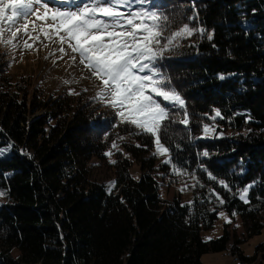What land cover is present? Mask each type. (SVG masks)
<instances>
[{
	"label": "trees",
	"instance_id": "1",
	"mask_svg": "<svg viewBox=\"0 0 264 264\" xmlns=\"http://www.w3.org/2000/svg\"><path fill=\"white\" fill-rule=\"evenodd\" d=\"M156 2L176 18L174 28L196 15L193 23L205 29L197 44L163 61L186 102L191 136L199 137L205 123L245 130L220 140H190L179 124L161 132L173 163L191 171L203 163L227 176L231 191L215 187L225 203L212 206L205 192L191 204L166 200L145 164L138 178L127 166L119 169L107 191L90 178L88 163L102 157V136L116 120L98 112L91 98L30 90L0 65V148L12 145L0 156V191L7 193L0 205V264H40L49 252L52 264H201L203 254L228 248L241 264H264V245L251 256L240 250L264 230V0ZM217 109L223 119L212 122L208 116ZM142 136V145L153 144ZM230 159L243 161L240 171L228 173ZM250 183L246 204L237 192ZM219 209L239 216L243 235L226 223L219 237L203 239Z\"/></svg>",
	"mask_w": 264,
	"mask_h": 264
},
{
	"label": "snow or ice",
	"instance_id": "2",
	"mask_svg": "<svg viewBox=\"0 0 264 264\" xmlns=\"http://www.w3.org/2000/svg\"><path fill=\"white\" fill-rule=\"evenodd\" d=\"M195 19L193 15L189 23L174 28L176 18L163 11L156 0H0V45L13 50L31 49L42 35L60 45L61 58L70 51V59L75 63L78 56L79 64L90 73L89 79L98 82L92 99L114 111L113 127L127 126L135 130L134 135L150 136L154 155L166 157L163 163L171 166L173 175L194 179L192 187L203 188L205 185L195 172L173 163L171 150L161 139V132H167L170 124L181 125L190 140L208 138L215 132L205 123L202 137L191 136L186 102L163 71V61L175 54L183 41L204 34L205 29L190 26ZM212 38L207 36L208 40ZM219 79L225 77L221 75ZM69 94L79 95L72 90ZM218 117L223 119L217 109L211 120ZM175 147L181 150L179 144ZM11 148V144L0 148V156ZM112 148L119 151L115 141ZM199 155L208 157L209 153L203 151ZM198 167L209 181L231 191L229 184L218 179L203 163ZM253 187L250 183L238 190L239 199L249 203ZM209 193L219 205L225 203L215 189H209ZM5 195L6 192L0 191V196ZM218 215L231 222L223 211Z\"/></svg>",
	"mask_w": 264,
	"mask_h": 264
},
{
	"label": "rangeland",
	"instance_id": "3",
	"mask_svg": "<svg viewBox=\"0 0 264 264\" xmlns=\"http://www.w3.org/2000/svg\"><path fill=\"white\" fill-rule=\"evenodd\" d=\"M180 26H182V24L176 28H179ZM190 26L201 28L198 24L193 23V21H191ZM208 35L210 34L208 33ZM201 37V34L193 35L191 38L182 42L183 46L181 48H190L191 45L197 44ZM25 39H27V37H25ZM29 43H33V41L29 40ZM59 46L58 43L44 39L42 35L40 36V39L33 43L31 49L20 47L13 50L0 45V65H2L5 72L8 73L13 81L21 79L20 82L28 84L29 89L30 87L33 89L37 87L45 95H57L59 93H65L68 95L69 91L72 90L79 93V95H71L75 98L81 96L82 100H88L89 98L92 99L98 90V82L94 78L89 79L90 73L79 64L78 56L75 63L70 59V51L69 55H65L61 58V54L58 51ZM65 81H70V83H65ZM96 103L100 107L98 112H102L104 116H112L115 119L113 110L104 107L98 102ZM214 115L215 112L208 116L209 119ZM217 120L218 118L215 122ZM210 126L215 129L214 133L209 134L208 138L211 139L215 138L220 140L221 138L236 137L241 132L243 134L245 133L244 129L240 132H235L224 126L218 127L215 123H211ZM132 129L133 128L127 126L113 128L112 125L108 128L105 136H102L104 139L102 142L105 143V149L103 154H101L102 157H92L88 163L89 176L93 181L104 185L106 190L110 191L114 187L117 171L122 167L127 166L130 175L134 178H138L141 174V165H150L154 171L153 175L156 176L159 182V192L162 198L171 200L173 197H178L181 202L191 204L194 195L199 196L202 192H205V194L208 195L209 202H211L212 206H216L217 208L221 207L214 196H210L209 193V189H215V192L219 193L215 187L220 186L216 182L209 181L206 173L200 171L199 168L193 171L188 170L190 172H195L200 182L205 185L203 188L199 186L192 187V185L195 184L194 179H190L186 176L173 175L171 173V166L163 163L166 157L154 155V144L151 146L142 145L137 138L144 136L132 134L135 131L134 129V131H132ZM220 133H223V135L221 136ZM202 136L203 131L199 137ZM119 137H124V139H119ZM113 141L118 145L119 151L112 148ZM137 145H140V147H137ZM106 152H111L112 154L110 156H105L104 153ZM5 153L8 154V151ZM229 165L228 173L230 174V172L240 171L243 167V161L237 160L232 162V159H230ZM217 177L218 179L227 180V176ZM109 185H111V188H109ZM181 189H183V191H181ZM6 201V196H0V205ZM221 211L225 213L231 222H226L225 219L217 214L218 218L213 229L204 233L203 239L208 240L219 237L222 234L223 225L226 223H228L229 231H235L238 236L240 234L243 235L244 228L239 216H230L222 209H219L218 213ZM260 216L263 217L264 212H262V215ZM259 244L264 245V230H262L260 234L248 238L240 245V250L246 256H251L254 254L255 247ZM226 253L207 252L201 256V264H239L237 259H234L233 256L231 257ZM11 254L16 256L17 251L13 250ZM53 255V252H49L40 264H52ZM257 263L258 260L251 264Z\"/></svg>",
	"mask_w": 264,
	"mask_h": 264
},
{
	"label": "crops",
	"instance_id": "4",
	"mask_svg": "<svg viewBox=\"0 0 264 264\" xmlns=\"http://www.w3.org/2000/svg\"><path fill=\"white\" fill-rule=\"evenodd\" d=\"M224 252H225V253H226V252H229V248H228L227 250L223 251V253H224ZM238 263H239V262H238ZM239 264H240V263H239Z\"/></svg>",
	"mask_w": 264,
	"mask_h": 264
},
{
	"label": "bare ground",
	"instance_id": "5",
	"mask_svg": "<svg viewBox=\"0 0 264 264\" xmlns=\"http://www.w3.org/2000/svg\"><path fill=\"white\" fill-rule=\"evenodd\" d=\"M226 254H229V253H226ZM232 257V256H231Z\"/></svg>",
	"mask_w": 264,
	"mask_h": 264
}]
</instances>
